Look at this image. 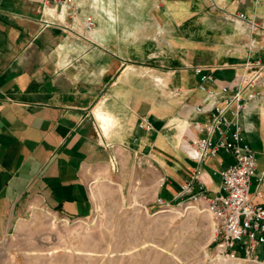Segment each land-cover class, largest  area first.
Segmentation results:
<instances>
[{
	"label": "crops",
	"instance_id": "crops-1",
	"mask_svg": "<svg viewBox=\"0 0 264 264\" xmlns=\"http://www.w3.org/2000/svg\"><path fill=\"white\" fill-rule=\"evenodd\" d=\"M136 1L142 3L119 7L114 32L97 22L101 40L94 50L73 53L71 45L82 50V41L42 25L39 0H0V235L42 211L86 215L91 183H119L147 155L162 169L155 195L165 201L161 190L177 199L180 183L196 168L205 193L217 189L229 156L219 151L191 159L178 145L188 135L178 128L189 119L174 118L191 116L190 105L200 96L191 65L214 66L213 86L240 71L245 58L264 60V25L251 29L226 17V11H241L260 22L264 2L221 0L216 8L211 0ZM146 72L184 86L187 103L157 98L146 80L137 84ZM140 115L152 129L137 125ZM240 121L255 155L249 190L264 191V116L248 113ZM193 184L198 188L196 179Z\"/></svg>",
	"mask_w": 264,
	"mask_h": 264
},
{
	"label": "rangeland",
	"instance_id": "rangeland-1",
	"mask_svg": "<svg viewBox=\"0 0 264 264\" xmlns=\"http://www.w3.org/2000/svg\"><path fill=\"white\" fill-rule=\"evenodd\" d=\"M139 3L142 2L113 0L114 19L109 26L115 28L122 4ZM211 5L218 8L222 1L211 0ZM236 12L226 11V17L233 22L229 17ZM96 45L86 40L82 50L71 45V51L85 53L94 50ZM144 80L157 91L153 92L157 98L167 95V98L177 97L180 105L187 103L183 99L187 93L184 86L181 88L185 92L172 95L169 88L174 86L165 77L149 72L137 76V84ZM91 108L92 105L88 110L93 118ZM174 119L190 121L191 116ZM189 121H184L178 130L184 134L191 132ZM144 159L135 165L136 171L131 177L124 173L119 183H91L92 208L86 215L71 217L42 211L17 222L7 234L0 235V264H264L263 257L258 261H231L216 256L210 242L212 224L208 213L200 206L184 207L177 203L178 198L168 200L171 194H166L163 188L161 194L169 204L158 205L155 188L162 169L156 166L153 155Z\"/></svg>",
	"mask_w": 264,
	"mask_h": 264
},
{
	"label": "built area",
	"instance_id": "built-area-1",
	"mask_svg": "<svg viewBox=\"0 0 264 264\" xmlns=\"http://www.w3.org/2000/svg\"><path fill=\"white\" fill-rule=\"evenodd\" d=\"M252 3L264 0H250ZM38 20L42 25L61 29L63 37L72 42L86 40L100 44V34L96 32L99 20L109 25L113 21V0H39ZM234 23L245 21L255 29L264 25L248 18L239 11L231 13ZM110 31L115 29L110 27ZM98 38V40H97ZM253 38L250 39L248 46ZM242 69L234 71L230 79L213 85L214 66L194 64L190 67L196 74V86L200 91L197 101L190 105L191 119L188 124L197 132H190L181 139L186 154L196 162L214 157L219 151L229 156V161L219 171V184L212 195L202 189L200 170L179 185L177 203L184 207L205 210L211 219L214 254L227 260L264 259V191L255 187L249 190L251 176L255 171V155L243 136L244 125L240 116L256 113L264 116V60L245 58ZM180 86L169 88L172 95L185 92ZM202 115V117H199ZM137 125L144 130L152 129L145 115H140ZM261 171L260 174H262ZM260 175L256 177L260 179ZM199 182L198 188L193 181ZM160 206L169 204L156 196ZM258 251L261 255L258 256Z\"/></svg>",
	"mask_w": 264,
	"mask_h": 264
},
{
	"label": "bare ground",
	"instance_id": "bare-ground-1",
	"mask_svg": "<svg viewBox=\"0 0 264 264\" xmlns=\"http://www.w3.org/2000/svg\"><path fill=\"white\" fill-rule=\"evenodd\" d=\"M239 22V21H238ZM99 118L101 119V120H105V116H103V115H99ZM184 125V124H183ZM183 125H181V127H183ZM105 130H106V128H105ZM231 261H236V260H231ZM264 261V260H263Z\"/></svg>",
	"mask_w": 264,
	"mask_h": 264
}]
</instances>
